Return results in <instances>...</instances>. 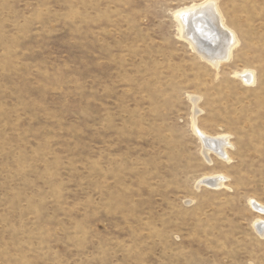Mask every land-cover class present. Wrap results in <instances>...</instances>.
I'll use <instances>...</instances> for the list:
<instances>
[{
    "label": "rangeland",
    "instance_id": "374dc122",
    "mask_svg": "<svg viewBox=\"0 0 264 264\" xmlns=\"http://www.w3.org/2000/svg\"><path fill=\"white\" fill-rule=\"evenodd\" d=\"M206 1L0 0V264H264V0H218L219 68L178 23Z\"/></svg>",
    "mask_w": 264,
    "mask_h": 264
},
{
    "label": "bare ground",
    "instance_id": "6f19581e",
    "mask_svg": "<svg viewBox=\"0 0 264 264\" xmlns=\"http://www.w3.org/2000/svg\"><path fill=\"white\" fill-rule=\"evenodd\" d=\"M217 3L218 0H209L203 4L186 7L178 15L181 37L191 45L192 49L204 61L206 60L214 68H219L222 64L229 62L239 44L236 34L228 29L224 23ZM241 78L245 83H251L255 77L250 72L241 75ZM194 105L195 110H197V100H194ZM194 127L202 144V154L207 159H210L208 158L209 154L214 153V155L219 156L225 162L231 160L227 152V149L230 147L227 136H208L196 126V116H194ZM226 180L227 178L224 176L213 175L205 177L198 182L213 189H221L225 187ZM250 206L260 216H264L263 204L251 201ZM253 227L258 235L264 237V220L262 217H258Z\"/></svg>",
    "mask_w": 264,
    "mask_h": 264
}]
</instances>
